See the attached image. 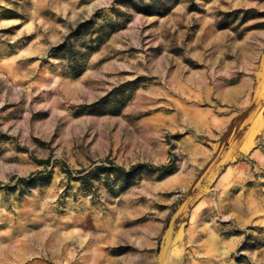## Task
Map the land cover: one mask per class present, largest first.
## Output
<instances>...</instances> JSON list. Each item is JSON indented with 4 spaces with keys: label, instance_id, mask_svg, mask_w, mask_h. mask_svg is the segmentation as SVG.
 I'll return each mask as SVG.
<instances>
[{
    "label": "rangeland",
    "instance_id": "374dc122",
    "mask_svg": "<svg viewBox=\"0 0 264 264\" xmlns=\"http://www.w3.org/2000/svg\"><path fill=\"white\" fill-rule=\"evenodd\" d=\"M142 1L0 0V264H264V0Z\"/></svg>",
    "mask_w": 264,
    "mask_h": 264
},
{
    "label": "trees",
    "instance_id": "16d2710c",
    "mask_svg": "<svg viewBox=\"0 0 264 264\" xmlns=\"http://www.w3.org/2000/svg\"><path fill=\"white\" fill-rule=\"evenodd\" d=\"M167 1H173L174 3L177 2V0H167ZM121 2L126 3L127 5H131L133 9L140 14L144 15H166L171 7H167L165 2H159V1H153L150 4L144 3L142 0L139 2H134L133 0H121ZM92 23L91 22H85V23H78L74 29H72L68 35L65 37L62 43L59 45L51 48L49 51V54L56 59L59 60H66L69 63V70L73 77H79L84 69V60L87 55L93 53L95 51V48H93V45H95L94 42H90L86 45L85 49L88 53H81L77 50H75V45L73 43V40L77 41L81 37V33L84 30L91 28ZM264 58V49L261 55V59ZM109 165L113 166L112 170H108L107 168H96L93 171H89L86 174L82 176V180H87L90 175L93 174V172L98 170H104V171H112L117 175L123 176L126 181L132 180L134 178V174L137 170H146L148 172H161L163 175H170L171 172V166H160V167H154L146 164H137L131 166L128 170H125L120 167H115L112 162H107ZM84 171L79 172L78 174H82ZM17 183L28 185L30 183V177L27 178H21L17 180Z\"/></svg>",
    "mask_w": 264,
    "mask_h": 264
}]
</instances>
